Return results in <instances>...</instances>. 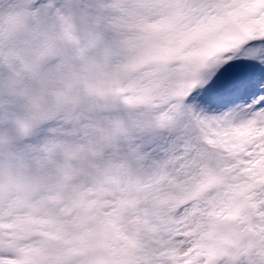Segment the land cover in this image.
Wrapping results in <instances>:
<instances>
[{
	"label": "snow or ice",
	"instance_id": "snow-or-ice-1",
	"mask_svg": "<svg viewBox=\"0 0 264 264\" xmlns=\"http://www.w3.org/2000/svg\"><path fill=\"white\" fill-rule=\"evenodd\" d=\"M111 20V93L173 138L142 145L152 169L132 201L52 182L0 203V264H260L264 0H119Z\"/></svg>",
	"mask_w": 264,
	"mask_h": 264
},
{
	"label": "clouds",
	"instance_id": "clouds-1",
	"mask_svg": "<svg viewBox=\"0 0 264 264\" xmlns=\"http://www.w3.org/2000/svg\"><path fill=\"white\" fill-rule=\"evenodd\" d=\"M118 3L0 0V203L33 199L52 182L65 193L87 190L89 199L116 189L127 201L141 195L153 159L145 138L171 132L152 121L151 107L111 93ZM117 207L123 220L130 209ZM254 219L244 237L250 249Z\"/></svg>",
	"mask_w": 264,
	"mask_h": 264
},
{
	"label": "rangeland",
	"instance_id": "rangeland-1",
	"mask_svg": "<svg viewBox=\"0 0 264 264\" xmlns=\"http://www.w3.org/2000/svg\"><path fill=\"white\" fill-rule=\"evenodd\" d=\"M162 133H163V132H162ZM157 138H158V135H156L155 138L152 139V143H153L154 146L159 145V144L157 143ZM161 138L164 139V143L162 144L161 147H167V146H168V143L170 142V140H171L173 137H172V134H170V133H168V132H164V133H163V137H161ZM155 144H156V145H155Z\"/></svg>",
	"mask_w": 264,
	"mask_h": 264
},
{
	"label": "bare ground",
	"instance_id": "bare-ground-1",
	"mask_svg": "<svg viewBox=\"0 0 264 264\" xmlns=\"http://www.w3.org/2000/svg\"><path fill=\"white\" fill-rule=\"evenodd\" d=\"M164 133V132H163ZM163 133L157 134L158 138H157V143L159 144V146H162V144L164 143V139H162L161 137H163ZM156 135L154 136H149L145 138V143H149L151 146L154 147L153 143H152V139L155 138ZM156 145V144H155Z\"/></svg>",
	"mask_w": 264,
	"mask_h": 264
}]
</instances>
